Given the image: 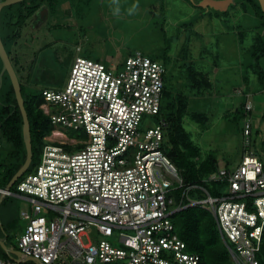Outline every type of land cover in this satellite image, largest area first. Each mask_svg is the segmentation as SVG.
<instances>
[{
	"label": "built area",
	"instance_id": "built-area-1",
	"mask_svg": "<svg viewBox=\"0 0 264 264\" xmlns=\"http://www.w3.org/2000/svg\"><path fill=\"white\" fill-rule=\"evenodd\" d=\"M165 72L163 63L139 52L120 65L77 56L62 90H42L39 108L52 130L38 164L13 184L15 193L0 188L1 198L29 203L16 247L0 240V264H204L171 220L185 206L211 212L235 264H259L263 164L245 149L237 165L217 166L201 182L185 184L162 151L163 121L140 128L145 115L159 113ZM253 109L245 95L246 146ZM212 184L223 185L219 194L209 193ZM192 190L202 196L191 198ZM182 200L187 204L180 206Z\"/></svg>",
	"mask_w": 264,
	"mask_h": 264
},
{
	"label": "rangeland",
	"instance_id": "rangeland-1",
	"mask_svg": "<svg viewBox=\"0 0 264 264\" xmlns=\"http://www.w3.org/2000/svg\"><path fill=\"white\" fill-rule=\"evenodd\" d=\"M200 1L58 0L54 11L43 4L25 20L16 43L4 41V46L19 83L39 91L62 90L77 56L120 65L137 52L150 57L164 55L167 84L185 93L201 94L190 98L188 109L201 113L205 122L184 119L188 138L201 154L212 152L218 166L232 167L247 149L260 158L264 167V104L260 105L264 77L258 80L259 68L264 76V56L256 60L253 55L255 50L264 52V36H257L255 28H237L242 21L247 26H253V21L256 24L252 6L260 3L254 0L251 6L236 0L227 12H218L199 5ZM10 6L15 10L19 3ZM193 68L207 76L210 83L205 90L184 86L188 69ZM244 90L254 105L248 146L235 111ZM145 122L159 125L152 115L143 117L141 129ZM62 131L68 136L73 134ZM167 148L170 150L171 144ZM9 149L10 144L0 137V155ZM38 153H34L25 174L39 161ZM6 185L0 184V188ZM11 191L15 193V185ZM27 207L29 203L18 196L0 195V240L8 248L17 245L16 238L25 225L21 213Z\"/></svg>",
	"mask_w": 264,
	"mask_h": 264
},
{
	"label": "trees",
	"instance_id": "trees-1",
	"mask_svg": "<svg viewBox=\"0 0 264 264\" xmlns=\"http://www.w3.org/2000/svg\"><path fill=\"white\" fill-rule=\"evenodd\" d=\"M244 1L250 3L248 5L252 6L254 0H243V4ZM43 4H46L50 10L54 11L58 4V0H25L19 2V6L15 10L11 9L12 6L3 7L0 12V36L3 44L4 41H8L10 44L16 43V39L19 37L20 30L25 20L35 14ZM230 5H236V0ZM242 6L244 8V5ZM252 9L254 10V14L258 15L264 21V14L261 7L255 5L252 6ZM227 11L228 10L225 12ZM253 55H255L256 60H258L259 57L264 56V52L255 50ZM150 58L160 62L162 61L161 63L164 65V55H154ZM1 66L2 62L0 60V70ZM259 70L258 80H261L264 76L261 68H259ZM188 72L189 75L187 74V80L184 84L185 87L191 88L194 86L197 90H205V88L209 86L208 83L210 82L205 74L202 72L198 73L195 68H193V70L188 69ZM190 81L192 83H190ZM20 87L30 127L32 158L35 152H39V160L42 148L47 143L44 138L50 134L52 125L49 117L39 108L44 100L42 91L26 87L21 83ZM162 90L160 110L157 115H154L158 118L159 123L160 121L164 123L162 126L164 136L162 151H164L179 169L183 179L182 181L185 184L189 182H201L200 180L217 168L218 163L214 153L207 152L204 156L201 154L199 147L189 140L184 127V119L187 117L201 124L205 122V118L201 113H193L188 109L190 98L200 93L198 91H195V93L190 91L185 93L183 90H176V88L174 89L169 83L167 84L165 76ZM244 102L245 99H242V102L235 109L239 118L242 116ZM22 125L23 119L14 90L9 76L5 72L2 76V84L0 87V137H3L10 144V149L7 150L6 153L0 155V184H7L25 160L26 150L23 140ZM34 142H36V144H34ZM168 143L171 144L170 150L167 148ZM38 162L39 161L34 164L32 169H29V172L35 168ZM220 185L221 184H212L208 186L207 190L211 195H217L223 186ZM180 193V191L175 192L177 201L180 199ZM189 193L191 198L199 197V195L196 194L198 193L196 190H192ZM177 204L179 206V202ZM186 204L187 201L182 200L180 206ZM175 207H177V205H175ZM171 220L174 224L176 233L186 243L187 250L199 255L204 264H235L230 257L227 247L223 241H221L222 239L220 238L213 215L211 212L207 211L205 207L185 206L173 212ZM260 241L261 244L256 257L259 264H264V229Z\"/></svg>",
	"mask_w": 264,
	"mask_h": 264
},
{
	"label": "water",
	"instance_id": "water-1",
	"mask_svg": "<svg viewBox=\"0 0 264 264\" xmlns=\"http://www.w3.org/2000/svg\"><path fill=\"white\" fill-rule=\"evenodd\" d=\"M22 1L24 0L0 1V12L3 7L10 6L12 4H16ZM258 2L260 3L261 9L264 14V0H258ZM232 3H234V0H201L199 5L203 7H211L214 10H218V11H226L229 5ZM0 60L2 62V66L0 70V87L2 84V76L6 72L11 81L14 94L17 100V104H18V107L22 115V119H23L22 133H23V140H24L25 150H26V156H25V160L23 164L17 170V172L13 175V177L10 179V181L7 183L5 187L6 189H10L13 186V184L26 172V170L30 166L31 159H32L31 136H30V127H29L28 117H27V114L24 108V100H23L22 93H21L20 83L11 65L9 55L4 47L1 36H0ZM0 246L2 248L5 246L2 241H0ZM15 255L19 256V252H15Z\"/></svg>",
	"mask_w": 264,
	"mask_h": 264
},
{
	"label": "crops",
	"instance_id": "crops-1",
	"mask_svg": "<svg viewBox=\"0 0 264 264\" xmlns=\"http://www.w3.org/2000/svg\"><path fill=\"white\" fill-rule=\"evenodd\" d=\"M242 4V3H241ZM242 6V5H241ZM229 7H230V5H229ZM229 7L227 8V10H229ZM243 10V9H242ZM245 10V9H244ZM243 10V11H244ZM254 13V12H253ZM254 15V18H255V21H256V24H255V22L253 21V26H250V25H245L246 23L244 22V21H242L241 23H239L238 24V30H240V29H243V30H251L252 28H255L256 30H257V36H264V21L258 16V15H255V14H253ZM243 16H245V15H243ZM241 19H245L244 17H242ZM263 28L260 32H259V29L260 28ZM259 32V33H258ZM241 35H243V34H241ZM257 36H256V38H257ZM243 37V41H244V37L245 36H242ZM250 46L253 44H251V43H248ZM254 45V44H253ZM255 46V45H254ZM259 48V47H258ZM264 88V87H263ZM262 91L264 90V89H261ZM242 94H243V96H242V99H245V96L244 95H250L249 94V92H247L246 90H244L243 92H242ZM261 99H263V96H262V98ZM264 104V99L263 100H261L260 101V105H263Z\"/></svg>",
	"mask_w": 264,
	"mask_h": 264
}]
</instances>
